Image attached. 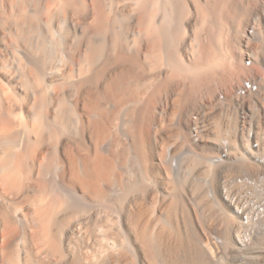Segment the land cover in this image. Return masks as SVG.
I'll list each match as a JSON object with an SVG mask.
<instances>
[{"label": "bare ground", "instance_id": "6f19581e", "mask_svg": "<svg viewBox=\"0 0 264 264\" xmlns=\"http://www.w3.org/2000/svg\"><path fill=\"white\" fill-rule=\"evenodd\" d=\"M0 264H264V0H0Z\"/></svg>", "mask_w": 264, "mask_h": 264}]
</instances>
